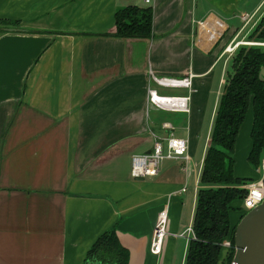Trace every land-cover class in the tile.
<instances>
[{
    "label": "crops",
    "instance_id": "crops-1",
    "mask_svg": "<svg viewBox=\"0 0 264 264\" xmlns=\"http://www.w3.org/2000/svg\"><path fill=\"white\" fill-rule=\"evenodd\" d=\"M165 1L148 5L154 10L153 37L122 38L115 20L117 9L129 5L122 0H0V264H85L94 243L114 227L130 251L129 264L186 263L193 238L186 231L195 221L200 174L222 94L199 164L198 90L168 82L191 74L195 82L222 59L224 81L229 59L224 49L244 31L242 13L249 12L241 7L245 0H204L201 16L194 0H168L163 10ZM263 6L259 1L252 14L259 17ZM186 8L201 17L195 26L182 19ZM234 18L242 26L222 46L231 29L226 20ZM219 19L223 30L211 40ZM180 22L170 39L156 37ZM188 39L204 54H214L218 45L221 52L206 61L208 68L199 55L195 67L187 58ZM150 90L193 95L192 109H159L150 104ZM170 132L188 140L191 159H166L157 176L134 178L133 155L153 150L154 133L164 138ZM251 146L252 140L243 171L236 172V160L235 174L255 180L261 165L249 163ZM168 203L170 233L163 253L154 254L157 217ZM243 211L231 212L233 226Z\"/></svg>",
    "mask_w": 264,
    "mask_h": 264
},
{
    "label": "trees",
    "instance_id": "trees-1",
    "mask_svg": "<svg viewBox=\"0 0 264 264\" xmlns=\"http://www.w3.org/2000/svg\"><path fill=\"white\" fill-rule=\"evenodd\" d=\"M116 35L122 38H151L154 10L151 6L128 5L115 13ZM247 42L264 43V14L247 37ZM264 45L242 44L233 56L221 96L201 172L200 188L185 264H231L235 254V229L231 212L244 201L242 186L252 179L236 176L234 153L240 130L252 108V146L249 163L258 168L264 157ZM243 215L244 212H243ZM230 241L231 246L224 243ZM89 251L85 264H129L130 251L120 242L116 227L100 236ZM226 250V251H225Z\"/></svg>",
    "mask_w": 264,
    "mask_h": 264
},
{
    "label": "rangeland",
    "instance_id": "rangeland-1",
    "mask_svg": "<svg viewBox=\"0 0 264 264\" xmlns=\"http://www.w3.org/2000/svg\"><path fill=\"white\" fill-rule=\"evenodd\" d=\"M194 1L199 3V15L201 16L202 12L204 11V5L203 4H205V2H204V0H194ZM259 1H261V0H247V1L245 0V2L241 5V7H244L245 11H248L249 14H252L253 8L256 7V4H258ZM122 2H124L125 4H129V5H140V6L151 5V3L150 4L145 3L143 0H122ZM167 3H168V0L165 1V5L163 7V10H165V6ZM263 14H264V8H262V10H261V16ZM199 15L197 13L193 14L192 11H189V10L187 11V8H186V11L184 12V14L182 16V19H183V21H187L189 19L191 21L193 20V23L195 26V22H197L196 20L198 18H201V17H199ZM165 17H166V15L164 13L160 16V19L161 20L165 19ZM176 18H177V15H176ZM259 20H260V18L258 19V21ZM226 21L229 23V25H231V29L224 33L225 37L223 38V40L221 42L222 46H223V44H225V42L230 40V38L235 35V33H236L235 31L242 26V21L239 18H234L232 21L227 19ZM180 26H181V22L178 23L177 25L174 24L171 28H168L169 31H166L164 33L157 32L156 37L164 36V38H165L164 41H166V40L171 38V32L176 31L178 28H180ZM254 27H252L250 25L247 28H245L244 31L238 33V35L235 37L236 39L234 40L233 47L231 49L229 48L230 49L229 51H226L228 45L225 47L224 53H225V55H227V57H229V59H228L226 66H225L226 73H224V75H223L224 81L221 82V78H222L221 73H222V70L224 68V59L219 60L216 63H214L212 65L211 70L204 77H201V78L196 77L195 82H193L194 76L192 77L191 87L195 86L194 88L198 90L197 94L194 95V104H195L194 107H195V110L198 111L196 114V118L198 119L197 121L199 123H201L200 129L194 128L198 131V134H200V138L197 139V141H196V154L197 155L195 156L196 162L199 164H201V159H202V156L204 154V147H205L206 138L208 136V131L212 126L214 108H215L221 94H223V92H224L225 84L228 82L229 73L232 72L233 56L235 55L236 50H237V48L234 49V46L237 43V41L238 42L240 41V43H241L240 45H242L243 42H247L246 39L252 33ZM197 39L198 38L196 37V40ZM185 42L189 45L187 58H188L189 62L192 61V63L194 64L195 67H196V62L198 60L199 55H202L205 57V62L208 60L214 61V58L217 56V54H219L221 52V47L218 45L214 54H211V55L204 54V52L199 50V48L190 44L189 39ZM258 43H261V42H258ZM204 64H205L204 65L205 68L209 67V64L207 62ZM193 72L194 71L191 70V72H189V73H193ZM192 96L193 95L189 96V98H190L189 99V107L191 109H192V105H193L192 104V101H193ZM198 122H197V125L199 124ZM252 123H253V112H252V108H251L247 113L246 121L244 122L242 130L240 131L241 133L238 136L239 140H237L236 149H235V153H234V158H235V160H237L236 172H239V173H242L243 167L246 164L247 151L250 147V140H251L250 139V128H251ZM199 126H200V124H199ZM199 126L197 128H199ZM194 127H195V125H194ZM206 153H205V157H206ZM259 176L257 175V178H255V180L258 179ZM200 181H201V174H200L199 182ZM191 187L194 188L193 184L191 185ZM189 205H191V207H192L191 203H189ZM188 208L190 211L191 208L190 207H188ZM241 208L244 209V203H242ZM189 213H190V215H189L190 217L186 223V226H189L190 222L192 221L191 220V218H192L191 212H189ZM191 223L193 225V221ZM190 236L193 237L194 234L192 233Z\"/></svg>",
    "mask_w": 264,
    "mask_h": 264
},
{
    "label": "built area",
    "instance_id": "built-area-1",
    "mask_svg": "<svg viewBox=\"0 0 264 264\" xmlns=\"http://www.w3.org/2000/svg\"><path fill=\"white\" fill-rule=\"evenodd\" d=\"M145 3L150 4L151 0H143ZM257 13L245 14L242 16V21L245 23L243 29L248 26L254 27L258 19L256 17ZM234 41L227 46L226 51H229L233 47ZM240 41L235 44L234 49L240 46ZM243 44H259L264 45V43L256 42H243ZM230 48V49H229ZM233 49V50H234ZM192 77L185 78L183 80H171L169 85L174 87H190L192 85ZM189 97L186 96H161L158 95L155 90H150L149 101L150 104L163 110L172 112H189ZM164 128L173 129L169 123L164 124ZM154 135L158 138L155 143L153 150L150 153H138L133 155L131 161V174L134 178H145L154 177L159 174L160 167L164 160L174 159V158H184L187 162L191 159V154H189V144L188 140L185 138L175 137L173 132H170L169 136L160 138L157 134ZM261 175L258 179L252 180L242 187L248 189L247 195L243 201L244 203V214L248 211L259 207L260 204L264 202V158L261 162ZM185 190V189H184ZM165 204V207L159 212L151 244V249L154 254L163 253L164 242L166 237L169 235V205ZM187 235L194 234L193 226L187 229ZM186 234H182L185 236ZM225 247H230L231 242L227 241L224 243Z\"/></svg>",
    "mask_w": 264,
    "mask_h": 264
},
{
    "label": "water",
    "instance_id": "water-1",
    "mask_svg": "<svg viewBox=\"0 0 264 264\" xmlns=\"http://www.w3.org/2000/svg\"><path fill=\"white\" fill-rule=\"evenodd\" d=\"M234 247L231 264H264V202L242 216L236 225ZM87 264L102 263L89 261Z\"/></svg>",
    "mask_w": 264,
    "mask_h": 264
},
{
    "label": "bare ground",
    "instance_id": "bare-ground-1",
    "mask_svg": "<svg viewBox=\"0 0 264 264\" xmlns=\"http://www.w3.org/2000/svg\"><path fill=\"white\" fill-rule=\"evenodd\" d=\"M218 23H216L217 24V26H219L220 28H216L218 31H212L210 34L211 35H209V38L211 39V40H213V39H216L217 37H218V35H219V31H222L223 29V27H224V24H223V22L219 19L218 21H217ZM206 25H207V23H205ZM206 25H202L203 27H206ZM208 26V25H207ZM171 83H173V82H171Z\"/></svg>",
    "mask_w": 264,
    "mask_h": 264
}]
</instances>
